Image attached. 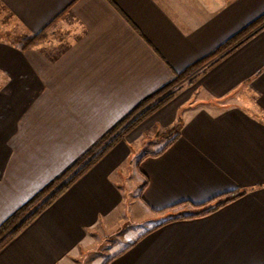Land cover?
<instances>
[{
	"label": "crops",
	"instance_id": "0c3cea01",
	"mask_svg": "<svg viewBox=\"0 0 264 264\" xmlns=\"http://www.w3.org/2000/svg\"><path fill=\"white\" fill-rule=\"evenodd\" d=\"M0 5L23 34L66 36L21 48L0 34V224L141 99L264 14V0ZM196 82L202 99L177 94L145 118L0 248V264H264V27ZM233 191L244 194L165 221Z\"/></svg>",
	"mask_w": 264,
	"mask_h": 264
},
{
	"label": "trees",
	"instance_id": "16d2710c",
	"mask_svg": "<svg viewBox=\"0 0 264 264\" xmlns=\"http://www.w3.org/2000/svg\"><path fill=\"white\" fill-rule=\"evenodd\" d=\"M262 27H264V14L251 21L238 33L229 37L210 54L192 63L177 73L168 84L141 99L134 106V108H132L127 114H125V116H123L118 122L109 128L78 160L71 163L58 176L44 185L29 200L16 209L0 224V248L13 237H15L43 209L49 206L60 194H62L77 178L83 175L111 148V146H113L117 141L122 139L127 133L133 130L145 118L172 100L176 89L180 88L184 82L191 84L199 74L206 70L208 66L228 54L243 41L254 35ZM44 37L45 30H42L36 34H23L15 42L21 48H28L43 40ZM179 127L180 123H177L174 126L162 131L160 134L163 136L172 137L171 140L161 150L153 153L149 152L148 154L154 156L160 154L178 135ZM144 184L142 185L141 189L143 188ZM243 194L244 191H233L226 193L220 196L222 199L217 201L211 207L188 215L172 216L165 221L208 214ZM205 204L206 203L196 205L195 208H201Z\"/></svg>",
	"mask_w": 264,
	"mask_h": 264
},
{
	"label": "rangeland",
	"instance_id": "374dc122",
	"mask_svg": "<svg viewBox=\"0 0 264 264\" xmlns=\"http://www.w3.org/2000/svg\"><path fill=\"white\" fill-rule=\"evenodd\" d=\"M3 32L7 34V35L4 34L3 35L4 37L9 38L10 41H13V40L16 41L20 36L23 35L24 29L22 25L16 21V19L12 16V14L8 12L3 6L0 5V34ZM55 33L56 34L54 35L53 33V36H52L51 29H48L45 34L46 38L43 41L45 42L48 39V37H51L53 40L56 36H58V38L61 40H65L66 36L64 37L65 35L64 32L61 31V32H55ZM38 43H41V42L39 41ZM38 43L34 45H37ZM198 76L194 79V81L191 84H187V82H184L180 88L176 89L175 95L178 94L182 97V96H186L189 94L191 95L190 97H192L193 100L195 99L196 101H198L199 99H202V97L204 96L200 92L198 93L194 91L198 83L196 82ZM239 95H241V93ZM239 95H237V93H234L233 98L231 99L234 102V103L232 102L233 103L232 105L236 106V104L240 102ZM159 133H161V131H159ZM144 141H151V140L145 139ZM148 143L150 147L152 148L156 147V145L153 142H148Z\"/></svg>",
	"mask_w": 264,
	"mask_h": 264
}]
</instances>
